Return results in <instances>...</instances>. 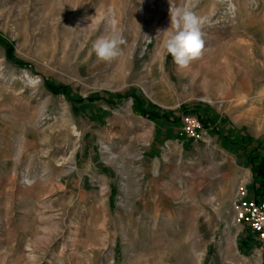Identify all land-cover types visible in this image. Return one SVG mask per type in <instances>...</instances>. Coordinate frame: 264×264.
I'll list each match as a JSON object with an SVG mask.
<instances>
[{
  "label": "rangeland",
  "instance_id": "obj_1",
  "mask_svg": "<svg viewBox=\"0 0 264 264\" xmlns=\"http://www.w3.org/2000/svg\"><path fill=\"white\" fill-rule=\"evenodd\" d=\"M140 1L0 0V264H264L232 205L250 174L264 199V0H200L184 69L169 0ZM110 10L125 44L104 62Z\"/></svg>",
  "mask_w": 264,
  "mask_h": 264
},
{
  "label": "clouds",
  "instance_id": "obj_2",
  "mask_svg": "<svg viewBox=\"0 0 264 264\" xmlns=\"http://www.w3.org/2000/svg\"><path fill=\"white\" fill-rule=\"evenodd\" d=\"M199 2L200 0H183L177 4L175 0H169L171 24L163 32L162 49L163 54L170 55L180 69L189 67L199 59L204 49L203 28L207 18L197 14ZM98 27L99 21L93 30ZM124 44L123 32L113 20L109 30L93 42L90 55L94 53L98 60L111 62L122 54L121 46Z\"/></svg>",
  "mask_w": 264,
  "mask_h": 264
},
{
  "label": "built area",
  "instance_id": "obj_3",
  "mask_svg": "<svg viewBox=\"0 0 264 264\" xmlns=\"http://www.w3.org/2000/svg\"><path fill=\"white\" fill-rule=\"evenodd\" d=\"M247 180L243 185L237 187V194L233 198V208L237 222L245 225L252 237L260 244L264 245V199L256 197H245L247 189L244 185L249 184Z\"/></svg>",
  "mask_w": 264,
  "mask_h": 264
},
{
  "label": "bare ground",
  "instance_id": "obj_4",
  "mask_svg": "<svg viewBox=\"0 0 264 264\" xmlns=\"http://www.w3.org/2000/svg\"><path fill=\"white\" fill-rule=\"evenodd\" d=\"M150 4H151V1H150V0H141L140 3L138 4L137 15H139V16L144 15V13H145L147 7H148ZM110 13H111V16L109 17V18H110V22L114 20V21L117 23L118 20L115 19V18L113 17V12H112V10H110ZM231 17L233 18V16H231ZM155 18H156V14L154 13L152 19L155 20ZM168 26H169V25H168ZM168 26L165 24V22H162V23H161L160 28H161V35H162V36H163V32H164L165 30L168 29ZM145 28H146V27H145ZM151 33H152V25H151L150 22H149L148 27H147L146 30L144 31V39H145V40H148V39L150 38V36H151ZM161 35H160V36H161ZM259 94H260V96H263V95H264V89H262V90H261V93H259ZM119 166H120V169L122 170V168H121L122 165H119ZM153 173H156V168L154 169ZM40 176H41V175H40ZM33 178H34V177H33ZM38 178H39V176H38ZM31 179H32V178H31ZM31 179L28 178L27 176H23V181H24V183L29 184V183L32 181ZM236 194H237V190L234 192V195H236ZM259 262H260V253H259V252H256V253H255V256L253 257L252 263H253V264H259Z\"/></svg>",
  "mask_w": 264,
  "mask_h": 264
},
{
  "label": "trees",
  "instance_id": "obj_5",
  "mask_svg": "<svg viewBox=\"0 0 264 264\" xmlns=\"http://www.w3.org/2000/svg\"><path fill=\"white\" fill-rule=\"evenodd\" d=\"M254 158L256 157L254 156ZM250 164H251V169L254 174V182L258 186L257 187V193H258V192H261V190L264 187V161H259L256 164H254L253 160H251ZM255 197L259 200L263 199L260 195H255ZM263 248H264V245H263Z\"/></svg>",
  "mask_w": 264,
  "mask_h": 264
},
{
  "label": "crops",
  "instance_id": "obj_6",
  "mask_svg": "<svg viewBox=\"0 0 264 264\" xmlns=\"http://www.w3.org/2000/svg\"><path fill=\"white\" fill-rule=\"evenodd\" d=\"M249 181H250V184L252 183V175L250 174L249 176ZM251 186V185H250Z\"/></svg>",
  "mask_w": 264,
  "mask_h": 264
}]
</instances>
